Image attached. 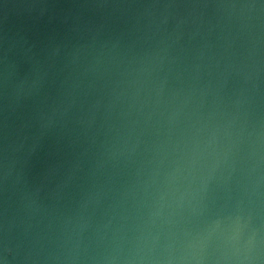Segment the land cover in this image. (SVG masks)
<instances>
[{
  "label": "water",
  "instance_id": "1",
  "mask_svg": "<svg viewBox=\"0 0 264 264\" xmlns=\"http://www.w3.org/2000/svg\"><path fill=\"white\" fill-rule=\"evenodd\" d=\"M0 264H264V0H0Z\"/></svg>",
  "mask_w": 264,
  "mask_h": 264
}]
</instances>
